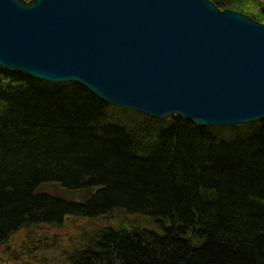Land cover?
Here are the masks:
<instances>
[{
  "label": "trees",
  "instance_id": "16d2710c",
  "mask_svg": "<svg viewBox=\"0 0 264 264\" xmlns=\"http://www.w3.org/2000/svg\"><path fill=\"white\" fill-rule=\"evenodd\" d=\"M209 1L264 25V0ZM112 215L135 219L81 234L68 264H264V120L156 119L0 67V246Z\"/></svg>",
  "mask_w": 264,
  "mask_h": 264
},
{
  "label": "water",
  "instance_id": "95a60500",
  "mask_svg": "<svg viewBox=\"0 0 264 264\" xmlns=\"http://www.w3.org/2000/svg\"><path fill=\"white\" fill-rule=\"evenodd\" d=\"M0 67L156 119L264 120V25L208 0H0Z\"/></svg>",
  "mask_w": 264,
  "mask_h": 264
},
{
  "label": "rangeland",
  "instance_id": "374dc122",
  "mask_svg": "<svg viewBox=\"0 0 264 264\" xmlns=\"http://www.w3.org/2000/svg\"><path fill=\"white\" fill-rule=\"evenodd\" d=\"M22 1L28 3L31 0ZM41 191L69 199H81L87 194L86 192L70 194L62 191L57 185H46ZM134 219L135 217L119 218L112 215L94 223L89 220L66 218L60 228L38 226L30 230H20L0 246V264H68L67 257L76 246H79L81 234L92 231L95 227L117 225L119 220L130 224ZM139 221L145 222L142 219Z\"/></svg>",
  "mask_w": 264,
  "mask_h": 264
},
{
  "label": "bare ground",
  "instance_id": "6f19581e",
  "mask_svg": "<svg viewBox=\"0 0 264 264\" xmlns=\"http://www.w3.org/2000/svg\"><path fill=\"white\" fill-rule=\"evenodd\" d=\"M145 221V220H144ZM140 222V221H139ZM141 225L147 224V221L145 222H140Z\"/></svg>",
  "mask_w": 264,
  "mask_h": 264
}]
</instances>
